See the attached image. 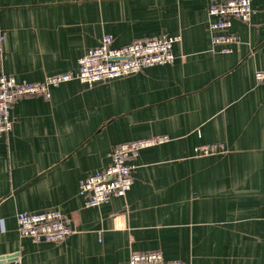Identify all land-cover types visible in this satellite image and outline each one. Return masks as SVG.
I'll list each match as a JSON object with an SVG mask.
<instances>
[{"label": "crops", "instance_id": "1", "mask_svg": "<svg viewBox=\"0 0 264 264\" xmlns=\"http://www.w3.org/2000/svg\"><path fill=\"white\" fill-rule=\"evenodd\" d=\"M219 0H0V74L40 80L75 70L105 33L112 45L178 34L174 59L10 106L0 133V264H119L158 249L187 264H264V0L238 41L211 44L208 5ZM166 135L130 158L124 195L84 205L79 181L120 141ZM199 143L219 149L197 154ZM58 208L61 241L20 236L16 213ZM13 253V257H7Z\"/></svg>", "mask_w": 264, "mask_h": 264}, {"label": "built area", "instance_id": "2", "mask_svg": "<svg viewBox=\"0 0 264 264\" xmlns=\"http://www.w3.org/2000/svg\"><path fill=\"white\" fill-rule=\"evenodd\" d=\"M207 13L210 17L208 28L212 46L223 44L220 50L230 51L231 47L227 44L238 41V36L230 31L231 18L250 20L251 0L213 1L208 5ZM3 38L0 35V40ZM178 39V34L150 35L113 46L111 34L105 33L96 45L78 57L75 70L47 74L40 80L16 79L11 74L1 73L0 133H7L12 127L10 106L15 99L29 94L49 96L51 87L70 79L92 84L136 72L146 65L171 62L174 59L172 44ZM254 76L258 81H264V69H256ZM166 138V135H152L115 144L109 164L80 179L79 193L84 196V205H99L113 196L124 195L132 183L134 164L130 158L139 149L162 142ZM218 149V143H199L194 146L197 154L212 153ZM16 224L18 234L33 241H61L72 231L68 217L58 208L18 211ZM119 264L187 263L180 259L165 258L160 250L152 249L132 251Z\"/></svg>", "mask_w": 264, "mask_h": 264}, {"label": "water", "instance_id": "3", "mask_svg": "<svg viewBox=\"0 0 264 264\" xmlns=\"http://www.w3.org/2000/svg\"><path fill=\"white\" fill-rule=\"evenodd\" d=\"M15 255V254H14ZM13 253L10 254V255H7V257H13L14 256ZM0 258H3V257H0Z\"/></svg>", "mask_w": 264, "mask_h": 264}]
</instances>
